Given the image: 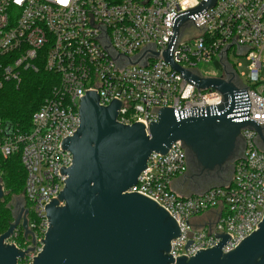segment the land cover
<instances>
[{
	"label": "built area",
	"instance_id": "built-area-1",
	"mask_svg": "<svg viewBox=\"0 0 264 264\" xmlns=\"http://www.w3.org/2000/svg\"><path fill=\"white\" fill-rule=\"evenodd\" d=\"M203 0H0V89L20 85L30 72L50 75V92L35 110L27 127L14 125L5 133L0 116V156L19 155L25 170L22 207L32 234L26 239L21 220L4 242L24 251L16 264H30L43 248L48 227L45 204L63 189L71 153L61 141L79 126L82 94L96 91L107 106L118 98L117 122L142 121L148 130L159 110H178L221 103L222 93L199 89L165 59L173 38L177 13ZM232 57H246L247 70ZM173 59L203 77H223L246 89L249 117L263 126L264 137V0H216L201 16L189 18L179 31ZM201 62H214L219 75H204ZM24 126V125H23ZM244 150L234 161L231 180L201 194L183 196L172 188L188 171V155L181 141L167 153L152 152L137 184L141 192L165 207L181 228L169 254L190 258L231 239L224 252L236 248L264 219V149L258 133L241 132ZM262 141V140H261ZM263 142V141H262ZM0 171V184L3 187ZM4 189V187H3ZM5 192V190H4ZM16 201V200H15ZM63 203H60L62 205ZM213 211L201 226L194 219ZM188 240H194L185 248Z\"/></svg>",
	"mask_w": 264,
	"mask_h": 264
},
{
	"label": "water",
	"instance_id": "water-1",
	"mask_svg": "<svg viewBox=\"0 0 264 264\" xmlns=\"http://www.w3.org/2000/svg\"><path fill=\"white\" fill-rule=\"evenodd\" d=\"M215 2L203 0L199 6L177 13L164 56L191 84L220 91L221 103L184 110L161 108L159 120L151 121L147 130L142 121L132 125L117 122L118 98L101 106L96 91L84 92L78 108L79 126L61 141V147L71 153L70 165L59 168L66 176L65 184L57 197L45 204L48 227L40 239L43 248L30 264H264V219L229 252H224L223 246L231 236L216 233L222 241L214 247L174 260L169 252L171 241L182 235L179 224L151 196L128 192L137 184L152 152L165 154L177 141L185 146L195 175L221 172L234 162L245 128L255 130L264 143L263 126L249 117L251 102L246 89L223 77L193 73L173 59L185 21L201 16ZM5 126L9 134L13 124L5 121ZM5 195L0 184V199ZM27 212L22 205L12 212L13 221L0 234V264H16L33 249L22 251L4 242L20 220L25 239L32 234ZM31 242L34 244L33 234ZM192 242L188 240L186 250Z\"/></svg>",
	"mask_w": 264,
	"mask_h": 264
},
{
	"label": "trees",
	"instance_id": "trees-1",
	"mask_svg": "<svg viewBox=\"0 0 264 264\" xmlns=\"http://www.w3.org/2000/svg\"><path fill=\"white\" fill-rule=\"evenodd\" d=\"M52 75L44 72H30L18 85H7L0 89V116L4 121L19 127L29 125L32 113L50 92ZM24 125V126H23ZM0 171L6 195L0 199V234L13 221L9 204L14 198L23 196L25 170L19 155L3 158L0 156Z\"/></svg>",
	"mask_w": 264,
	"mask_h": 264
},
{
	"label": "flooded vegetation",
	"instance_id": "flooded-vegetation-1",
	"mask_svg": "<svg viewBox=\"0 0 264 264\" xmlns=\"http://www.w3.org/2000/svg\"><path fill=\"white\" fill-rule=\"evenodd\" d=\"M259 145L264 149V143L261 140H259ZM243 150H244V144H243V140L241 139V145L238 155H240L243 152ZM233 172H234V162L232 161L229 162L228 166L221 172L200 171L196 175L197 177L196 186H199L201 188L204 187V185H207L214 181H219V183H222L223 181H227L231 179ZM22 204H23V199L16 200V201H12L9 204V207L13 213H16L19 211Z\"/></svg>",
	"mask_w": 264,
	"mask_h": 264
},
{
	"label": "crops",
	"instance_id": "crops-1",
	"mask_svg": "<svg viewBox=\"0 0 264 264\" xmlns=\"http://www.w3.org/2000/svg\"><path fill=\"white\" fill-rule=\"evenodd\" d=\"M189 170L183 174L182 176L177 177L174 179L172 183V188L178 192L179 194L183 196H190L195 194H200L205 192L207 189L213 186L223 185L228 183L231 179L227 181H223L222 183L212 185L210 187L200 188L199 186H196V181H192V177L188 175ZM213 213V211H209L207 213H204L194 219V224L197 226H201L205 223L206 219L209 218V216Z\"/></svg>",
	"mask_w": 264,
	"mask_h": 264
},
{
	"label": "rangeland",
	"instance_id": "rangeland-1",
	"mask_svg": "<svg viewBox=\"0 0 264 264\" xmlns=\"http://www.w3.org/2000/svg\"><path fill=\"white\" fill-rule=\"evenodd\" d=\"M232 59L238 60V62L241 63L242 66L239 68V71L241 73L247 70L248 60L246 57H238V58L232 57ZM198 68L201 70L202 74H204V75H209V76L219 75L217 65L214 62H210V63L201 62L198 64ZM262 77H263V81H264V71L262 73ZM188 170H189L188 175L190 176V178L192 177L191 178L192 181H197V177L195 175V172H194L192 165H189ZM216 184H219V181L211 182L207 185H204V187H201V188H205V187L216 185ZM15 200H17V198H14L12 201H15Z\"/></svg>",
	"mask_w": 264,
	"mask_h": 264
},
{
	"label": "snow or ice",
	"instance_id": "snow-or-ice-1",
	"mask_svg": "<svg viewBox=\"0 0 264 264\" xmlns=\"http://www.w3.org/2000/svg\"><path fill=\"white\" fill-rule=\"evenodd\" d=\"M64 2H66V0H64Z\"/></svg>",
	"mask_w": 264,
	"mask_h": 264
}]
</instances>
